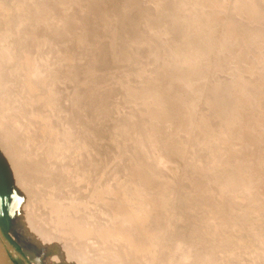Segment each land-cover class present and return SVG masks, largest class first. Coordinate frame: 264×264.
I'll return each mask as SVG.
<instances>
[{"label": "bare ground", "instance_id": "bare-ground-1", "mask_svg": "<svg viewBox=\"0 0 264 264\" xmlns=\"http://www.w3.org/2000/svg\"><path fill=\"white\" fill-rule=\"evenodd\" d=\"M121 5H122L121 8L114 13L115 14L114 18L117 20L116 21L117 23L120 22L119 24L123 22L122 30L119 33H117L111 30V28H109L110 26L108 27L107 25V31H109V33L111 32V34H109L111 35V40H109V44H106L108 48L107 47L105 48H106V51L107 49L110 52L113 51V55L111 57L115 61L126 65V66L125 65L123 66L127 68L126 73L128 75L123 72L124 75L123 74L122 75L123 76L126 75L127 76L125 77L126 79L124 80V77H123V78H119V81H118L120 82L121 87L119 86L120 87L119 90H121L120 93H122L123 99H121L122 101L120 102L119 99H120L121 94L118 93V99H116L115 101H112L113 106H114V113L116 112L117 114V115L114 114L112 118L119 119L117 117L118 116L121 117V114L123 116L121 120H116L118 121L117 124L115 123V121L113 122V124L114 125L116 124V125L112 129L110 128L111 134L110 133L109 134L111 136L110 138L108 137V140H112L113 143L120 140L119 143L120 142L121 143L117 145H119L118 146L119 148L124 149L123 154L127 153L126 154L127 156L130 155V161L127 158L124 161L125 162L128 161V162L124 164L123 166H121L118 161L114 162V160L111 159L112 158L111 156L116 154L115 156H113V158L115 157L114 159L121 161L125 159V157L124 158L122 157V154H121L122 151L121 152L117 151L119 154L116 153L114 150L112 151V153L115 152L114 154L110 153V157H111L110 160L112 161L108 163L114 164L116 168L115 169L113 167L115 169L116 174L113 171L112 175L115 174V177L119 178L121 177V175L125 176L126 174L127 180L125 181L126 178H124V182H122L121 179H116L117 180V181L115 180L116 183L110 184L111 183L110 182L109 185H107L108 180H106L105 182L106 184L104 183V180H103V184L107 186H104V188L105 187L106 188L104 189L102 196L98 195L100 197L97 198V204L102 205V202L104 203V199L107 197V195L109 196V198L112 197L115 199V200L113 199L112 202L114 201L117 202V198L120 197L121 200L119 198L118 202L120 203L121 201L120 203L121 205H122V200L126 199L129 201L125 200L126 202L125 201L123 202L125 203L124 206H117L119 205V203L117 204L113 203L112 207H114L116 211L113 210L114 208L109 209V210H113L114 211L113 213L109 211L108 209H107V212L105 211V214L108 213L106 214L108 216L106 218L108 219V222L110 225H106V224L104 225L103 223L104 228H102L99 231V234H97V228H96L98 226L93 225V222L96 221V218H94L96 213L95 214L94 212L92 213L94 214V217L92 216V214H90L93 218L92 220H90L89 223H91V221L94 220L92 224L90 225L87 223L88 219L86 218L88 217L85 216L84 218L83 216L85 213L84 214L81 213L82 214L81 217L77 216L76 213L73 214L74 212H77L76 211L78 208L77 203L79 204L78 199H77V202L76 201L74 202V200L73 201L71 200V202L69 203L67 202L68 204L64 202L67 204L66 206H64V208L61 206L64 203H62L60 206L56 205L57 209L59 208L57 211L58 213L55 212V210H53L55 208L54 207L55 204H53V207H54L53 208L51 205L52 202L50 201L51 204L50 203L49 204L51 206L49 205L48 206L50 208L52 207L53 209L51 208L52 211L50 210V212H46L49 210V208H46L47 206L44 205L46 208L45 213L51 214V215H53L52 213H54L53 216H55L56 214L58 215L59 213L61 214V215L56 216V219L58 220V224L57 222H54L55 225L57 224L56 225L57 227L52 225L53 228L56 227L54 228L56 232L51 233V235L49 236L50 233L47 231V228L45 227L46 225L52 227L51 225H49V221L51 220L48 219L49 220L48 223L45 222L47 221V219L44 220V218H47L49 215L47 216L45 213L40 211V209H38V211L35 212L36 211L35 209L34 211L35 215L38 212H40L39 216L40 214H43L42 217H44L43 218L44 221L42 220V222H44V224L46 223V225L43 226V228H45L44 230L46 231V233L44 234L45 232L44 230H41L40 232V229L42 228L39 227L41 226L39 219H36L34 222L31 220L30 222L33 223L31 224L33 226H30L29 225L30 223L28 224V226L31 228L33 227V228L32 230H29V231H28L29 227L26 229L29 232V233H26L27 237L29 236L30 237L29 239L31 240V237L34 236L35 234L37 236L36 232L39 231L38 232L40 234L39 238L37 236L35 240L37 239L40 240L43 238L45 239V241L46 239H50V241H54L56 237L63 236L65 233L69 234V236L71 237H69L70 239L68 240V242L66 241L67 247H68L66 251L68 252L71 250V247L69 244H74V245L76 243L78 244L83 238L91 234V232H95L97 236H100L102 240L105 241L106 244H108V245H105V243L103 244L105 245V247H102L101 251L103 252L104 256H109V255L111 256V255H114V252H116L114 259H112L111 257V261H112L111 263L113 264H191V262L184 261L186 260V258L184 260L181 257L180 258L178 257L177 259L171 258L172 257L171 255L174 254L176 250L180 251L184 243L188 241L194 242V243H203L207 245L205 248L201 247L200 251H202L203 249H207L209 245V248H210L209 257L212 260L220 257L222 260H224L226 264H251V263L261 264L263 263V260L260 258L261 256L260 254L262 253L261 250L264 251V225H262L264 223H262L261 225H256L257 224L256 223L254 225L250 222V225L252 224L251 226L254 225V229L250 226L253 229L252 230L253 232L251 231V228H249L250 230H248V232L244 231V228L249 227L248 224L246 226L247 220H245V225L235 224V221L237 220V218L238 217L241 218L244 215H240L238 217L234 216V221H233L232 217H230L228 214H229V211L232 213V211L229 209L230 207L229 205L235 202H232L231 204L228 203L229 199L227 201V198L229 197H227L226 194H228L231 191L240 192L244 189L249 192L248 193L249 195L246 198L248 200L250 198L249 196H251L250 193H253V192L255 193V192H258L259 190H261L264 193V177L259 178V172H258L259 171L258 168H260V170L262 169V167L264 168V109L262 108L259 109L260 108L259 105L262 102L264 103V89L263 91L261 90L262 84L264 83V78L262 77L264 76V0H125V2L124 0H122ZM92 6L93 4L91 5V7ZM108 9L110 8L108 7L106 10ZM44 11H45V8H44ZM128 13L130 14V18L128 17L129 15ZM24 21L26 20L24 19ZM107 21H111V20L108 19ZM89 23L91 22L89 21ZM108 23H111V22H108ZM98 35L100 34L98 33ZM116 38H118V41H115L117 40ZM125 38L129 39L127 49L125 50L122 49L120 52L116 53L117 55H115V50L117 46H119V44H123V45L127 44V42L126 44L121 42L122 39L125 41ZM84 41L82 40V42ZM104 42L106 43V41ZM90 46L92 45L90 44ZM125 47L126 46H123V48ZM50 55L52 54L50 53ZM94 57H95V54H94ZM51 65L53 64L51 63ZM122 79L124 80L122 81L124 82V84L121 83ZM103 87L96 86L95 92L89 93L90 91L89 90L88 93L89 94L95 93L96 95L101 94L102 91L104 92L106 89V87L104 88ZM94 95H90V96H94ZM78 96H80V94ZM115 96H117V93ZM138 104H141V110L137 109ZM257 108L259 109V113L255 114L254 111ZM60 111H62V109ZM220 114H222V116H220L221 118H219ZM101 121H103V117ZM25 128L27 129L29 127L25 126ZM77 128L78 126L76 127V129ZM80 137L82 138V136ZM109 142L108 143L106 142L105 145L109 144ZM98 143L99 141L97 142V144ZM113 143L111 142L110 144L112 145ZM227 144H228V150H226ZM201 146L205 149L207 147L208 150L211 149L210 151H208L207 149L205 150L211 154L210 155L207 152L208 153L207 156L210 155L208 157L211 158V160L209 158L210 160L209 163L212 164V165L210 164L211 165L209 168L210 173H208V176H206V173L205 174L203 173L202 163L200 162L198 157H197L198 159L197 161L196 159H192L193 154L195 156H197V154L198 155L200 154V156H202L201 152H203V150L200 151ZM94 147H96V145ZM114 147L117 148L119 151L121 150L116 145L111 148L113 149ZM218 148H220L219 151L221 150V153L219 152L220 154H217L218 152L216 151V149L218 150ZM213 150H215V153ZM107 152L109 153L108 150ZM204 155L206 156V152ZM191 159L195 161L191 162ZM94 162L96 161L94 160ZM206 163H208V161ZM106 164L107 163L104 164L105 168H106ZM118 164L119 166H121V169L118 168L119 167ZM101 168H100V172H101ZM105 168H103V171ZM88 169L87 171H89ZM182 169H184V172H187V170L189 171L190 169L191 173L188 172L190 174L187 175V178L186 176L184 178L181 176L182 178L180 180L179 175ZM111 170L112 169H110V171ZM102 173L105 174V172H102ZM68 174L69 173H67V175ZM98 174L99 173H97V176H99L101 173L99 175ZM105 175H107V173ZM102 176H99L100 181H102L103 179L101 178ZM205 176L207 177L206 179H205ZM103 177L106 179L105 176ZM26 178L25 180H27ZM119 181L120 183H118ZM188 181L193 184L190 187H194L192 189L196 191V193H193L194 195H198L199 197L203 195V197L200 199H204L205 197V200L207 198L210 200L214 198V196L213 198H211L213 194L217 193L218 195H220V196H217V198H214L215 200V199H219L218 197H220L219 199L220 203H218V205H216L215 203H212V200L208 201L207 199L208 204L211 202L213 205L215 204L216 206L214 209V206H212V204L210 203L211 206L209 210L211 213L212 211H215V214H213L214 216L212 217L210 216L211 218H214V219L213 221H211V218H210L211 222L208 221V224H205V225L202 224V222L207 223V221L206 220L201 221V219H199V221H197V225H194L193 223H192L193 225H176V224H179L177 219L180 218V217L177 218V215H178L177 211L178 209H180V207H177V206L182 201H185V199L182 200V197H183V193L185 192L184 190H186V188L184 189V187H186L185 186L186 184L188 185L189 183ZM212 182L213 183L215 182V183L213 184ZM191 183H189V185ZM9 185H12V184L10 183ZM216 185H217L216 187L217 189H214ZM8 187H11V186H8ZM12 187L10 189H13L15 186L13 188ZM97 187L100 188L99 185H97ZM156 188L161 189L159 195L156 192L157 190ZM8 189L7 191L4 190V193L6 191V194H3V195H7L8 193L10 194V192L12 193V190L9 189L8 191ZM95 189H96V186H95ZM127 190H129L130 192H127ZM214 190H218V191L214 193ZM14 191L17 192L16 190ZM231 193H229V195H232ZM126 194H130V196L129 197L127 196L124 198ZM8 195L6 196V198H8ZM235 195L237 197V194ZM16 197H19V196H15V200H16ZM77 197L78 196H76V198ZM50 198L51 199L49 200H52V196ZM64 198H62L63 201H64ZM179 198H181L180 200L182 201H179L178 200ZM194 198L196 197H193L191 201L194 200ZM13 199H11L12 201H9V199L7 201L13 203V201H15ZM111 199L107 200L106 198L107 201ZM234 201L236 200L234 199ZM199 202H200L199 200L198 202L195 201L196 204ZM189 203L191 204L193 202H189ZM111 204L109 203V205ZM261 204L262 203H260L259 205L260 206L259 212H261L262 207H264V204L263 206ZM81 205H84V204H81ZM98 205L97 207H101ZM200 205L202 207H206L205 205H202V204ZM198 206L199 205H196L195 207H198ZM60 207H62L63 209L62 208L60 209ZM45 208H41V210ZM32 209L33 208H31L29 211L30 214L33 211ZM101 209L99 210L96 208V210L98 211H101ZM198 209L196 208V210ZM237 209H240L239 206ZM232 210H233V207H232ZM156 211H158V214L160 215H162L161 212L163 213V216H160L163 219L160 218L157 213H154ZM234 211H233V214H234ZM20 212H21L20 214H24L22 213L21 208H20ZM29 212H26V214L27 213L29 214ZM34 212H32V214H34ZM210 212L208 213L210 214ZM9 213L11 214L9 216H12L11 209ZM199 213H200V210H199ZM44 214L46 217L44 216ZM154 214H157V215L154 216ZM51 215L50 217H52L53 219V216ZM182 215L180 219H182V217L184 219L186 217L185 220L188 219L186 215L185 216L184 215L182 216ZM234 215H239V214H234ZM257 215L259 216V214ZM21 216L23 217V215ZM25 216L27 217V215ZM256 216L252 218H256ZM33 217L34 216H32V218ZM77 217H80V220H78ZM198 217H196L195 219H198ZM83 219L86 222H84ZM192 220L195 222L194 218ZM258 220L260 221V219ZM181 221L183 222V219ZM230 221H233L235 225H232V223L231 225H229L228 223ZM263 221H264V218H263ZM110 222H112V225ZM164 222L166 223L164 224ZM261 222H258V223L260 224ZM85 223L87 224V228L83 227L84 225H86ZM113 223L117 225H113ZM241 223L242 222H240L239 224ZM13 228L15 227L13 226ZM168 228H173V229L170 230ZM54 229H51V230H54ZM22 232L20 236L23 234ZM95 233H94V238L92 237L93 241L91 242L88 240V236H87L86 238L87 242L86 241L84 242L86 245L83 248H81L78 252L80 257L85 260H88V258H90L89 261L92 262L91 264H97L98 262H100V259L96 258L97 256L95 257L96 260H94V258L90 256V254L88 253L89 251L92 250L91 246L93 245H95V249H93V251L96 250V247H97L96 243L98 239L95 236ZM31 234H34V235H31ZM34 237L32 239H34ZM89 238H90V235H89ZM111 238L124 239L122 243L124 242L125 243L121 245V247L113 248L114 247L113 246L112 247L113 249H112L111 247H109L110 245L109 242H111L110 241ZM24 240L25 239H23V241ZM229 240H232L233 243L232 244L229 243L231 245V248H230L231 250L226 252L223 248H221V245L222 243H225V241H229ZM28 245L30 244L28 243ZM33 245H34V242H33ZM247 245H248V248L251 247L250 248L251 251L247 253L245 251L248 248L245 249L244 252L247 254H245L246 255L245 258H242L240 257L241 254L239 255V252L242 249H244V247H247ZM77 247L80 248L78 245ZM258 249H260L259 252H258ZM198 251H199V248L189 247L188 255L186 254L185 257L189 256L190 259L194 260L196 257V253ZM182 252L184 251L182 250ZM70 256L71 255H69L68 257ZM242 256H244V254ZM258 256L260 259H258ZM256 259H257V262H256ZM252 261L255 263H253ZM86 262L85 264H87ZM214 263L215 261L214 262L210 261L209 263L202 262V264H214ZM0 264H14L11 258L9 257L1 239H0ZM192 264H194V262H192Z\"/></svg>", "mask_w": 264, "mask_h": 264}, {"label": "rangeland", "instance_id": "rangeland-1", "mask_svg": "<svg viewBox=\"0 0 264 264\" xmlns=\"http://www.w3.org/2000/svg\"><path fill=\"white\" fill-rule=\"evenodd\" d=\"M73 1L72 0H46V1L45 0H37V1L36 0H0V70H2V71H0V229L3 233V235L7 236L10 239V241L13 242L15 247L18 250H20L21 252H23L25 257L28 259V261L31 264H82V263L85 264L86 261H88V262H86L87 264L92 263L89 261L90 258H88V260L81 258L78 252L81 248H83L86 245L84 242L87 240L86 239L87 236H88V240L90 242L93 241L92 237L94 238L95 232H91V234H89L90 238H89V235H87L85 238H83L81 240L82 242L80 241L78 244L77 243L75 245L69 244L71 247V250L67 252L66 251V249L68 248L67 242L70 239L69 237H71V236H69V234L65 233L63 236L56 237V239L54 241H50V239H46V241H45V239H43V238L40 240L37 239L38 240L37 241V240H35V238H37V236L39 238V235H40L38 233L39 231L37 230L38 231V232H36L37 236H36V234L35 235L31 234V235H34L36 237L32 236L31 240H30L29 239L30 237L29 236L27 237L26 233H29L28 231L32 230L33 227L32 228L29 227L28 224L30 223L29 225L33 226V225H31L33 223H31L30 221L32 220L34 222L36 219H39V222L41 225L39 227L42 228V229L39 228L40 232H41V230H44L45 228H47V231L50 233L49 234V236H50L51 233L56 232V230L54 229L57 227L56 225L58 224V220L56 219V216L61 215V214L59 213L57 215L55 213L56 214L55 216H53L54 213H52V212L51 213L53 215L46 214L45 213L46 208H49V210L46 212H50L51 208L53 207V204H55L54 207L57 209L56 205L60 206L64 202H66V203L71 202V200L72 201L74 200V202L75 201L77 202V199H78L79 204L77 203V205H78V208L76 210L77 212H74L73 214L76 213L77 216L81 217L82 214L85 213L86 215L84 214L83 216H84V218H85V216L88 217L86 219H88L87 223L90 225V224H92V222L94 220L91 221V223H89V222H90V220H92V218L94 217V214L96 213L95 217H94V218H96V221L93 222V225L98 226L96 228H97V234H99V231L102 228H104L103 226L105 224L110 225L108 222V219L106 218V217H108L106 215L108 213L105 214V211L107 212V209L108 210L111 208L113 209L114 208V207H112L113 203H116V204L119 203L118 200L120 197H118V198L115 197V198H117V202L116 201L112 202V200L114 198H112V197L109 198V196L107 195V197H106L107 200L111 199V198L112 199L107 201L105 198L104 203L102 202V205H98L97 204V198L100 197L98 195L102 196V193L104 192V189L106 188V187L104 188V186L109 185L110 182H111L110 184H112V183L114 184L117 181L116 179H121V181L124 182V178H126V174H125V176L121 175L122 178L121 177H119V178L115 177V174H116L115 169L116 168H115L114 164L110 163L111 164L110 165L108 162H111L112 160H114V162L118 161L119 164L121 166H123L124 164H126L128 162V161L125 162L124 160H126L128 158V160L130 161V155L127 156L126 155L127 153L123 154L124 149L119 148L118 147L119 145H117V144L121 143V142L119 143L120 140L116 141L117 143L116 142L113 143L112 140H108V137L110 138V136H111L110 135L111 129L118 123V121H116V120H121L122 116H123L121 114V117L120 116L117 117L119 119H113L112 118V116L114 114L117 115L116 112L114 113V106H113L112 101H115L116 99H118V93L121 92V90H119V88L121 87L120 82H118V81H119V78L124 77V80H125L126 79L125 77H127L126 75L123 76L124 75L123 72L124 73L127 72V68L123 66L125 64L115 61L111 57L113 55V51L110 52L108 49L106 51V48H105V47L108 48V46L106 44H109V40H111V35H109V34H111V32L109 33V31H107V25H108V27L110 26L109 28H111V30H113L117 33H119L122 30L123 22L121 24H119L120 22L117 23L116 22L117 20L114 18V15H115L114 13L116 11H118L122 6L121 5L122 0H116V1L115 0H95V1L94 0H91V1L90 0H73ZM97 2H99V3H97ZM117 2H118V4H117ZM124 2H125V0H124ZM92 4H93V6L91 7ZM103 6H105V7H103ZM108 7L110 9L106 10ZM44 8H45V11H44ZM37 14H38V16H37ZM104 15H105V17H104ZM91 17H92V19H91ZM128 17L130 18V14L128 15ZM24 19L26 21H24ZM108 19L111 21H107ZM89 21L91 23H89ZM24 22H26V23H24ZM108 22H111V23H108ZM48 24H49V26H48ZM111 25H113V26H111ZM116 27H117V29H116ZM80 30H81V32H80ZM99 31H101V32H99ZM12 32H13V34H12ZM82 32H84V33H82ZM98 33L100 35H98ZM14 35H16V36H14ZM95 35H97V36H95ZM87 36H88V38H87ZM100 36L102 39L100 38ZM11 37H12V39H11ZM97 39H98V41H97ZM99 39H101V40H99ZM116 39L117 40H115V41H118V38H116ZM82 40L83 41L85 40V41L82 42ZM128 40L129 39H127V38H125V41L122 39L121 42L124 44H126V42H127V44L126 45L119 44L120 47L117 46V48L115 50V55H117L116 53L120 52L122 49L123 50L127 49ZM104 41H106V43ZM90 42H92V43H90ZM5 43H6V45H5ZM89 43L92 46H90ZM116 43H118V42H116ZM60 44H61V46H60ZM123 46H126V47L123 48ZM92 47H93V49H92ZM99 49H101V50H99ZM62 50H64V51H62ZM86 51H87V53H86ZM50 53L52 55H50ZM94 54H95V57H94ZM92 59L93 60L95 59V60L93 61ZM110 59L111 60L113 59V60L111 61ZM51 63L53 65H51ZM105 63H107V64H105ZM86 64H88V65H86ZM111 68H112V70H111ZM89 69H91V70H89ZM107 69H108V71H107ZM92 70H93V72H92ZM96 72H97V74H96ZM106 74H107V76H106ZM49 75L52 77H50ZM109 75H110V77H109ZM93 76H95V77H93ZM262 77L264 78V76H262ZM51 79H53V80H51ZM86 79H88V80H86ZM124 80L122 79L121 83L124 84V82H122ZM76 81H78V82H76ZM85 83H86V85H85ZM95 83H96V85H95ZM88 85H90V86H88ZM92 85H93V87H92ZM106 85H108V86H106ZM263 85H264V83L262 84V87H261L262 91L264 89ZM96 86L106 87V89L104 91L105 93L102 91L101 94H97V95L95 93H94L95 95L89 94L90 92L91 93L95 92ZM88 91H89V93H88ZM96 93H97V91H96ZM116 93H117V96H115ZM79 94H80V96H78ZM120 94L121 95H120L119 100L121 102L122 101L121 99H123V98H122V93H120ZM90 95H94V96H90ZM75 101H76V103H75ZM108 102H110V103H108ZM111 102H112V104H111ZM93 103H94V105H93ZM262 103L259 105L260 106L259 109H261V108L264 109V103L263 104ZM96 105H97V107H96ZM61 109H62V111H60ZM137 109L141 110V104H138ZM257 109L256 110L254 109L255 114L259 113V109L258 110ZM80 115H82V116H80ZM220 116H222V114L219 115V118H221ZM46 117H47V119H46ZM102 117H103V121H101ZM16 118H18V119H16ZM114 121L116 123L115 125L113 124ZM16 124L19 126H17ZM76 125L78 126L77 129H76V127H77ZM84 125H85V127H84ZM25 126L26 127L28 126L29 128L26 129ZM82 126H83V128H82ZM136 127H137V125H136ZM83 132H84V134H83ZM80 136H82V138ZM103 139H105V140H103ZM96 141L97 142L99 141V143L97 144ZM109 141H111L113 144L111 145L110 144L111 142H109ZM106 142L107 143L109 142L111 147L116 145L121 150L119 151L115 147H114L115 149L114 148L112 149L109 144H107L108 146L105 145ZM73 144H74V146H73ZM95 145H96V147H94ZM104 147H106V148H104ZM83 148H84V150H83ZM206 149L208 150L207 147H206ZM206 149L201 146L200 151L203 150V152H201L202 156H200V154L199 155L197 154V156H195L193 154L192 159H196V161L198 159L200 160V162L202 163L203 173L204 174L206 173V176H208V173H210L209 168L212 165L211 163H209L211 158L208 157L211 155L208 152L211 149L208 151H205ZM219 149L220 148H218V150L216 149V151L218 152L217 154L221 153V150L219 151ZM69 150H70V152H69ZM107 150L109 151V153L107 152ZM113 150L116 153L122 151V153H121L122 157L123 158L125 157V159H123L121 161L114 159L115 157L113 158V156H115L116 154H114L115 152L112 153ZM226 150H228V144H227ZM204 151L206 152V156L204 155L205 154ZM213 151L215 153V150H213ZM97 152H99V153H97ZM207 152L210 155L207 156V154H208ZM90 153L92 156L90 155ZM110 153L114 154L111 156L112 158L110 157ZM203 155H204V157H203ZM83 157H84V159H83ZM197 157H198V159H197ZM110 158L112 160H110ZM200 158H202V159H200ZM209 158H210V160H209ZM192 159H191V162H194L195 160L193 161ZM94 160L96 162H94ZM99 160L101 163L99 162ZM207 161H208V163H206ZM105 163H107L106 168H108V169L105 168V165H104ZM91 164H93V165H91ZM119 164H118V166H119ZM82 165H83V167H82ZM101 165H103V166H101ZM205 165H207V166H205ZM93 166L94 167L96 166V167L94 168ZM121 166H119L118 168L121 169ZM97 168H99V169H97ZM100 168H101V172H100ZM103 168H105L104 171H103ZM204 168H205V170H204ZM84 169H86V170H84ZM87 169L89 171H87ZM110 169H112V170L110 171ZM262 169H263V171H262ZM262 169L260 170V168H258L259 178L264 177V168L262 167ZM73 170H75V171H73ZM97 171H99V172H97ZM113 171L115 174L112 175ZM190 171L191 170L189 169V171L187 170V172H184V169H182L181 173L179 175V179L181 180V178L182 177L184 178L185 176L187 178V175H189L191 173ZM70 172H72V173H70ZM79 172H80V174H79ZM93 172H95V173H93ZM102 172H105V174L107 173L108 176ZM188 172H190V173H188ZM67 173H69V174L67 175ZM97 173H99V174L101 173L100 175L98 174L99 176H102L104 174L103 176H105V177L107 176L110 179H108L107 177L105 179L102 176L101 178H103V179H102V181H100V179H99L100 177L97 176ZM71 174H73V175H71ZM109 174H111V175H109ZM75 175H76V177H75ZM69 176H70V178H69ZM82 176H84V177H82ZM206 176H205V179L207 178ZM114 177H115V179H114ZM25 178L27 180H25ZM67 179L70 181H68ZM60 180H61V182H60ZM78 180H80L81 183ZM86 180H87V182H86ZM103 180H104V183L106 182V180H108L107 185L103 184ZM126 180H127V178L125 179V181ZM10 183L12 185H9ZM118 183H120V181ZM189 183H191V182H189ZM189 183H188V185L184 184L186 186V187H184V189L186 188V190H184L185 192L183 191L184 193H183L182 200L185 199V201H182V200H180L181 198H179L178 200L182 201V202L179 203V201H178L179 205L177 206V207H180V209H178V211H177V214H178L177 218H179V217L181 218L182 214L185 216L187 213H189L186 215L188 219L185 220L186 217H185V219L182 217V219H183V222H182L181 221L182 219L179 218V219H177L179 224H176V225H193V224L197 225V221H199V219H201V221L202 220L207 221V223L202 222V224H204V225L208 224V221L209 222L213 221L214 218H211V217L214 216L213 214H215V211H212V213L210 212L209 209L211 206L210 205L211 202L209 204L207 202L212 200V203H215L216 205H218V203H220V200H219L220 197H218L219 199H215V200H214V198H217V196H220V195H218L217 193H216L217 195L213 194L211 196V198H213V196H214V198L210 199V200L207 198L208 201H207V199L205 200V197H204V199H200L203 197V195H201V197H199L198 195H194L193 193H196V191L192 190L194 187H190V186L193 184L191 183L189 185ZM81 185H83L84 187ZM94 185L96 186V189H95ZM97 185H99L100 188H98ZM8 186H11V187L15 186L14 187L15 189L13 187L12 188L14 190H16L17 192H15L13 189H10L11 187H8ZM7 187L10 190H12V193L10 192V194L8 193L9 195L7 194L8 198H6L7 195H3V194H6V191L8 189ZM20 187H21V189H20ZM80 187H82V188H80ZM216 187H217V185L214 187V189H217ZM90 188L95 193L92 192ZM9 189H8V191H9ZM156 189L159 190V191L156 190V192L159 195L161 189H158V188H156ZM4 190H6L5 193H4ZM71 190L73 193L71 192ZM99 191H100V193H99ZM216 191H218V190H214V193ZM260 191L261 190H259L258 192H255V193L254 192L250 193L251 196H249L250 197L248 199L249 201L246 199L249 195L248 194L249 192L247 190H244V189L240 192H235V191H231L232 193L229 192L232 195H229V193L226 194V196L229 197V198H227V201L229 199L228 203L231 204L232 202H235V203H232L231 205H229L230 207L231 206L233 207V210H232V207L231 208L229 207V209L232 211V213L229 211V214H228L230 217H232L233 221H234V216L235 217H238L240 215L245 216V217L242 216L243 218L238 217L237 220L235 221V224L245 225V220H247L246 226L248 224L249 227L244 228V231L248 232V230H250L249 228H251V227L254 229V225L256 223H257L256 225H261L262 223H264V221H263V218H264V209L263 208L264 207H262L261 212H259L260 203H262L261 204L262 206L264 204L263 203L264 202L263 201L264 200L263 199L264 193L262 191L260 193ZM69 192H70V194H69ZM127 192H130V191L127 190ZM157 193H156V195H157ZM60 194H61V196H60ZM235 194H237V197ZM259 194H260V196H259ZM190 195H192L193 197H196V198H194V200L191 201V199H193V197ZM241 195L242 196L245 195L244 196L245 198L242 197ZM15 196H19V197H16V200H15ZM51 196H52V200H54V201L49 200V199H51L50 198ZM55 196L58 198V200ZM76 196H78V197L76 198ZM127 196L129 197L130 194H126L124 196V198ZM59 198H61V199H59ZM62 198H64V201ZM124 198H122V199H124ZM186 198L189 201H187ZM5 199H6V201H5ZM8 199H9V201H12L11 199H13L15 201H13V203H11V202L7 201ZM197 199L200 201L199 202L200 204L205 205L206 207H202L199 203L196 204L195 201L198 202ZM234 199L236 201L237 200H239V201L236 202V201H234ZM120 200H121V198H120ZM125 200H122V205L120 204L121 203V201H120L119 205H117V206H124L125 203H123V202ZM50 201L52 202V204L50 203ZM57 201L58 202L60 201L59 202L60 204ZM126 201H129V200H126ZM6 202L9 204H7ZM111 202H112V204H111ZM184 202H185V204H184ZM189 202H193V203L190 204ZM49 203L52 205L51 208L49 207V206H51ZM66 203H64L61 206L64 208V206H66L68 204V203L67 204ZM109 203L111 205H109ZM239 203H240V205H239ZM81 204H84L85 207H84V205H81ZM95 204H96V206H95ZM193 204H195V205H193ZM215 204L214 205L212 204V206H214V209L216 207ZM25 205L27 206V208ZM44 205L47 207L45 208ZM97 205L101 206V207H97ZM108 205H109V207H108ZM196 205L201 206L202 209L199 206H198L199 207V209H198V207H195ZM181 206H182V208H181ZM238 206L240 209H237ZM62 207H60V209ZM94 207H96L99 210L101 208L102 209H101V211H98ZM183 207H184V209H183ZM9 208L11 209L12 216H9V215H11L9 213L10 212ZM20 208H21L22 213H24V214H20L21 213ZM31 208H33L32 209L33 211L31 210L32 212H34L35 209H36L35 212H37L38 209H40V211H42L47 216L48 215L49 216L47 218L42 217L43 214H40V216H39L40 212L36 213V215H35V212H34V214H32V212H31V214H30L29 211ZM41 208H45V209L41 210ZM55 208L53 210H55V212H57L59 208L57 210ZM196 208L198 210H196ZM234 209H235V211H234ZM113 210H115V208ZM113 210H109V211H111L113 213L114 212ZM199 210H200V213H199ZM239 210H240V212H239ZM233 211H234V214H239V215H234ZM26 212H29V214L28 213L26 214ZM93 212H94V214H92ZM111 212H109V213H111ZM208 212H210L211 215ZM253 212H254V214H253ZM87 213L89 214V216ZM154 213L158 214V211H156ZM249 213H250V215H249ZM262 213H263V215H262ZM45 214H44V216H45ZM90 214H92L93 217ZM157 214H154V216ZM161 214L162 215L158 214V216L159 217L163 216L162 212H161ZM257 214H259V216ZM21 215H23V217L25 215H27V217L25 216L23 218ZM50 215L53 216V219H52V217H50ZM97 215H99V216H97ZM192 215H194V216H192ZM29 216L31 218H32V216H34V217L31 219ZM35 216H36V218H35ZM198 216H200V217H198ZM254 216H256V218H252ZM80 217H77L78 220H80ZM196 217H198V219H195ZM26 218H28V219H26ZM43 218H44V220L47 219V221H45L47 223L49 220H51V221H49V225H51V226L53 225L56 227L53 228V226L50 227V226L46 225V223L44 224V222H42ZM160 218H162V217H160ZM193 218H194L195 222L192 220ZM210 218H211V221H210ZM258 219H260V221ZM83 221H84V219H83ZM233 221H230L228 224L231 225V223H232V225H235ZM257 221L258 222L262 221V222L259 224ZM20 222L21 223L23 222L22 225ZM54 222H57V224L55 225ZM84 222H86V221H84ZM240 222H242L243 224L242 223L239 224ZM250 222L254 225L251 226L252 224L250 225ZM103 223H104V225H103ZM110 223L112 225V222H110ZM114 223H113V225H117ZM165 223L166 222H164V224ZM26 224H27V226H26ZM20 225H21V227H20ZM45 225H46V227L43 228V226H45ZM262 225H264V224H262ZM13 226L15 228H13ZM28 227H29V229L27 231L26 229ZM83 227L87 228V224L84 225ZM252 228H251V231L253 230ZM51 229H54L55 231L51 230ZM168 229L172 230L173 228H168ZM44 231H42V232H44ZM18 232H20V233H18ZM21 232L23 234L25 232V234L24 235L22 234L20 236ZM45 233H46V231L44 232V234ZM249 233H251V232H249ZM97 234L95 233V236L98 239V240L96 239L97 240L96 250L93 251V249H95V245H93L94 247L91 246L92 250L89 251L88 253L90 254V256H92L94 258V260H96L95 259L96 256H97L96 257L97 259H100V262H98L97 264H113V263H111L112 262L111 257H112V259H114L116 252H114V255L104 256V254L101 250H102V247H105V245H108V244H106V242L103 241L100 236H97ZM33 237H34V239H32ZM21 238L25 239L27 242L25 240L23 241V239H21ZM121 238H115L116 240L111 238L110 239L111 242H109V244H110L109 247H111V248L113 246H114L113 248L121 247V245H123L125 243V242L122 243L124 239H121ZM99 240H101V241H99ZM1 241H2V243H4V241L2 239H1ZM33 242H34V245H33ZM101 242H103V243H101ZM223 242H224V240H223ZM28 243L30 245H28ZM104 243H105V245H103ZM114 243L117 245H115ZM186 243H184V245L180 251L176 250V252H174V254L171 253L172 259L173 258L177 259L178 257L179 258L181 257L184 260L186 258V260H184V261L185 262H191V264H192V262H194V264H202V262L203 263H209L210 261L211 262L215 261L214 264H222V263L226 264L224 262V260H222L220 257L215 258L213 260L210 259V257H209V254H210L209 253V250H210L209 245H208L207 249H203L202 251H200L201 247L205 248L207 245H205L203 243H194V242H190V241H188ZM229 243L232 244L233 241L232 240L225 241V243H222V245H221V248H223L226 252L231 250L230 249L231 245ZM62 244L64 247L62 246ZM77 245L80 248H78ZM224 245H225V247H224ZM4 247H5L9 257L11 258V260L13 261L14 264H16V263L17 264H25L24 261L21 260L18 256L13 257L12 253L10 251H8L7 246L5 244H4ZM189 247L190 248L191 247L199 248V251L196 253V257L194 260L190 259L189 256L185 257L186 254L188 255V248ZM249 247H250V245H249ZM76 248H78V249H76ZM247 248H248V245H247V247H244V249H242L239 252V255L241 254L240 257L245 258L246 257L245 254H247L249 251H251L250 250L251 247L248 249ZM258 248H260V247H258ZM245 249H247L248 251L247 250L245 251ZM98 250H100V251H98ZM182 250L184 252H182ZM256 250H257V248H256ZM186 251H187V253H186ZM244 251L247 253H245ZM259 251H260V249H258V252ZM99 252H101V253H99ZM261 252L263 253V254L262 253L260 254L261 255L260 258L263 260V263H261V264H264V251L261 250ZM204 253H206V254H204ZM243 254H244V256H242ZM69 255H71V256L68 257ZM60 257H61V259H60ZM260 258L258 256V259H260ZM101 259H102V261H101ZM70 260H71V262H70ZM108 260L110 261V263ZM15 261H16V263H15ZM253 261H255V260H253ZM217 262H219V263H217ZM256 262H257V259H256ZM253 263H255V262H253Z\"/></svg>", "mask_w": 264, "mask_h": 264}, {"label": "water", "instance_id": "water-1", "mask_svg": "<svg viewBox=\"0 0 264 264\" xmlns=\"http://www.w3.org/2000/svg\"><path fill=\"white\" fill-rule=\"evenodd\" d=\"M0 238L4 241L3 244H5L7 246L8 251H10L14 256H18L21 260L24 261L25 264H31L28 259L25 257V255L23 254V252H21L20 250H18L15 245L13 244V242L10 241V239L3 235L1 229H0Z\"/></svg>", "mask_w": 264, "mask_h": 264}, {"label": "flooded vegetation", "instance_id": "flooded-vegetation-1", "mask_svg": "<svg viewBox=\"0 0 264 264\" xmlns=\"http://www.w3.org/2000/svg\"><path fill=\"white\" fill-rule=\"evenodd\" d=\"M15 263H16V261H15ZM17 264V263H16Z\"/></svg>", "mask_w": 264, "mask_h": 264}]
</instances>
